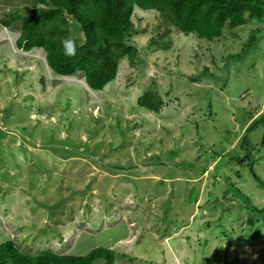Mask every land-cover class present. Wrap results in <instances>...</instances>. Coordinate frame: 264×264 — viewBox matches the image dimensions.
I'll use <instances>...</instances> for the list:
<instances>
[{
  "label": "rangeland",
  "instance_id": "374dc122",
  "mask_svg": "<svg viewBox=\"0 0 264 264\" xmlns=\"http://www.w3.org/2000/svg\"><path fill=\"white\" fill-rule=\"evenodd\" d=\"M26 2L0 0V18ZM132 20L137 56L101 91L82 73L54 74L41 48H17L18 31L0 24V243L28 254L107 247L113 264H264V215L250 225L232 194L264 208V124L248 134L262 183L240 147L252 114L264 115V36L232 60L238 27L208 45L153 10ZM160 35L165 46L151 41ZM211 55L233 61L235 81L221 86ZM153 81L159 112L137 105Z\"/></svg>",
  "mask_w": 264,
  "mask_h": 264
},
{
  "label": "trees",
  "instance_id": "16d2710c",
  "mask_svg": "<svg viewBox=\"0 0 264 264\" xmlns=\"http://www.w3.org/2000/svg\"><path fill=\"white\" fill-rule=\"evenodd\" d=\"M28 2L14 6V9L8 10L0 18L3 27L15 28L18 31V33L11 31L13 35L10 33L15 38V46L24 51L41 48L45 52L47 66L54 74L74 77L82 73L87 87L95 91H101L107 83L115 79L121 60L127 59L133 64L137 56L138 48L131 40L136 33L132 20L135 9L153 10L158 13L162 24L175 28L176 32L183 35H193L208 45L215 39L216 43L225 39L223 38L225 31H232L238 27L240 32L243 31V34L238 35L246 37V40L241 41L240 47H228L232 50L225 53L235 52L231 56L228 55L232 60L244 57L264 36V0H28ZM246 27L248 30L244 32ZM168 29L164 30V33L168 34ZM230 33L235 37V32ZM67 37L76 41L74 57L63 54L61 41ZM164 37L166 36L160 35L158 39L152 38L151 41L154 45L165 46ZM233 41L234 39L231 44ZM211 59L214 69L219 71L213 74L214 78L223 83L222 87L235 81L230 76L233 61L226 60V57L223 59L221 56L222 64L219 66L212 55ZM197 78L199 77H190L191 81H197ZM151 85L139 95L137 105L146 111L159 112L164 102L155 88L154 81ZM250 120L240 147L244 151L243 158L247 161L248 171L256 181L262 183L254 169L256 159L251 149L255 145H250L248 134L264 124V115L253 117L252 114ZM205 170L206 168L202 167L201 173ZM232 188L235 190L234 193L229 189L224 193L230 191L244 202L245 207L251 212L247 221L254 225L256 216L264 215V208L253 204L250 197L240 193L236 187ZM260 236L259 227H256L253 238L258 239ZM114 256L115 251L107 247H96L85 255L58 253L52 250L28 254L22 252L12 240L0 243V264H93L97 260L113 264Z\"/></svg>",
  "mask_w": 264,
  "mask_h": 264
},
{
  "label": "clouds",
  "instance_id": "9594fccd",
  "mask_svg": "<svg viewBox=\"0 0 264 264\" xmlns=\"http://www.w3.org/2000/svg\"><path fill=\"white\" fill-rule=\"evenodd\" d=\"M61 45L65 56L74 57L76 55L77 44L73 38L67 37L63 39Z\"/></svg>",
  "mask_w": 264,
  "mask_h": 264
}]
</instances>
